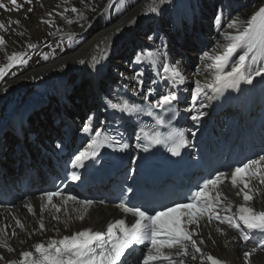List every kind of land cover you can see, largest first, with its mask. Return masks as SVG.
<instances>
[{
  "label": "bare ground",
  "instance_id": "bare-ground-1",
  "mask_svg": "<svg viewBox=\"0 0 264 264\" xmlns=\"http://www.w3.org/2000/svg\"><path fill=\"white\" fill-rule=\"evenodd\" d=\"M63 1L39 0L37 3L36 0H32L30 5H25L22 0H16L17 4L23 8L22 12L12 10L4 12L0 9V22L7 29V31H0V37L5 41V46L0 47V68H9L8 58L12 55H24V58H28L25 52L28 50L27 41L30 39H25L22 33L29 34L32 39H35L34 42L42 39L47 32L50 33L49 31L55 26L53 22L55 12L64 7ZM137 1L127 11H122L109 20H106L108 14L104 13L106 11L101 13L94 23L80 30L83 43L77 49L66 50L62 52L63 54L59 53L47 61L35 60L27 66L18 61L15 62V66H11L10 70L0 79V117L15 114L34 103L41 104L44 100H48V106L34 113L32 116L34 121L29 122L30 127L27 129L28 132L39 131L37 136L39 137L40 134L42 138L38 141H42L44 136L52 137L55 133H59L62 126L71 127L87 113L90 115L93 109L99 106V95L101 92H106L107 83L118 86L126 85L133 93L142 92L144 89L137 83V78L147 65L138 71V76L132 75L137 66L136 59L134 58L131 63H122V60L136 43L121 45L123 42L121 38L128 36V29L136 20L140 16L148 17L145 13L148 6L153 3V0ZM7 6L10 9L12 7ZM152 13L149 11V19ZM28 15L30 18H27ZM10 21H18L19 26L13 24L8 27ZM41 21L47 23H41ZM139 21L143 20L139 19ZM49 24L51 27L48 26ZM190 37L193 39V36ZM139 39L142 41L141 37ZM186 43L189 41H186L183 47L176 46L172 54H167L156 64L157 76L165 75L162 71L164 66L177 68L183 81V83H175L180 92L187 98H198L201 107L205 108L212 101L213 93L208 92L207 88L215 83L216 65L206 59L207 56L203 58L199 55L195 58L194 51L198 49V46L193 44L194 48L190 50ZM114 46H117L116 51ZM220 46L221 48L215 50V53L223 50V44ZM32 52L44 53L43 49L38 51V48ZM242 54H246L244 50ZM228 71L229 69L226 68L225 73ZM256 73H264V63L260 62L256 66L247 63L245 74L255 75ZM259 76L261 75H255V80L262 81L263 78ZM144 77L148 78L149 74L145 73ZM197 84L201 86L203 96H197ZM146 86L147 82L144 87ZM125 91L130 90L125 88ZM72 96H76V99L71 105L69 99ZM68 101L71 106H68ZM41 114L45 115L43 120L40 119ZM56 119H60L59 125L55 123ZM51 120L53 125L57 126L54 131L47 128L45 124H50L52 128ZM7 133H11L12 136L0 138V164L10 182H16L22 175V158L25 153L33 152L32 142L28 139L25 142L20 136H15L11 130L5 134ZM232 191L235 193V190ZM231 197L237 198V195L234 194ZM255 202L264 206V194L258 196ZM27 205L33 206L35 215L28 213V209L25 208ZM42 206V200L34 197L30 200L23 199L14 209L0 211V224L8 231L7 238L0 237V239H4L6 246L13 249V252L9 253L4 248H0V256L4 258L0 264H10L20 257L21 252L31 249L46 239L59 237L68 230L92 228L99 233H104L106 227L109 224H115L118 219V212L113 208L93 205L90 209H85L83 205H74L69 215L60 217L59 220L64 222L59 223L55 218L57 214L52 211L41 213ZM85 212L86 216L83 222H80L78 216ZM16 220L24 225V231L15 227ZM41 221L44 227L43 232L40 231ZM219 230L226 235H219L217 230L210 225L203 229L205 247L228 264H245V255L251 250L236 241L235 236L226 228L221 227ZM13 231L16 233L15 238L11 235ZM200 261L199 257L192 260L191 264H200ZM250 264H264V253L259 252L252 256Z\"/></svg>",
  "mask_w": 264,
  "mask_h": 264
},
{
  "label": "snow or ice",
  "instance_id": "snow-or-ice-1",
  "mask_svg": "<svg viewBox=\"0 0 264 264\" xmlns=\"http://www.w3.org/2000/svg\"><path fill=\"white\" fill-rule=\"evenodd\" d=\"M32 0H22L25 5H30ZM39 3V0H36ZM168 0H161V3H167ZM155 0H153V5ZM11 5V9L7 6ZM7 5L4 0H0V9L4 12L22 11L23 8L17 4L16 0H7ZM68 11V9H66ZM76 12V9H70ZM150 11L155 12L156 8L152 7ZM145 14H148L147 12ZM71 23V21H68ZM41 23H47L41 21ZM13 24L19 26L18 21H10L8 27ZM51 27V24L48 25ZM230 28H236L237 25L232 24ZM0 31H7L3 24H0ZM224 40L227 41L225 54L221 56L206 57L211 60L215 67L216 75L214 77V85L207 88L208 92L216 95L222 89L234 88L239 83L251 84L255 75H264V73H256L255 75H246L245 68L249 62L250 56L259 52L264 55V8H261L248 21L247 27L243 28L239 34L225 35ZM5 46V41L0 37V47ZM243 49L246 54H241L238 60L232 62V57L238 50ZM47 59V57H45ZM24 63V55H12L8 58L9 68H0V79L10 70L11 66H15V62ZM229 69L225 73V69ZM163 73L166 78L172 80L174 83H183L180 72L175 67H163ZM197 96H203L201 86L196 85ZM176 97L168 96L162 98L158 103L160 106L169 105ZM195 102V101H194ZM116 111L124 112L128 115L134 114L137 109L124 104L122 107L117 105H110ZM152 107H156L153 105ZM192 111V109H188ZM151 115L150 112L147 113ZM200 116H193L194 120L201 119ZM158 123H160L158 121ZM88 131V129H85ZM151 143H161L159 138H153ZM108 141L101 142V134L96 133V139L88 145L91 152L81 153L75 157V162L71 164L73 169L82 167L86 160L95 158L100 147H108ZM186 145L180 144L176 148L170 149L173 156L179 155V147ZM122 151L123 149H114ZM264 160L250 163L243 168L235 169L230 178L218 176L213 180L202 185V190L198 191L193 198L191 204L182 205L180 207L170 208L168 211L160 212L156 215H145L142 211H131L123 205H118L120 210L128 216L133 217L129 225H126L123 220L109 224L104 233H93L91 231H82L73 234L71 237H65L59 241L50 240L47 246L44 244H37L34 246L35 256L31 252L22 253L19 260L14 264H120L121 259L126 252L133 250L134 246L149 245L150 250L146 257L142 260V264H183V258H188L191 254V259L195 260L196 255L203 256L201 249L197 244L203 245L204 241L193 240V237L198 236L199 232L196 230H189L192 228L199 229L201 222L206 221L208 225L216 224L226 225L234 232L240 234V239L244 244L249 241V236L242 232V228L247 230V233H261L264 234V211L258 212L253 207V201L256 197L264 194L261 190L264 189ZM71 182L75 183L79 180V176L73 173L70 176ZM227 184L228 188L235 190V194L243 201L242 206L238 207L235 214H232L233 206L228 202L227 196L221 190L222 185ZM254 184H258L257 188ZM46 203L40 209L41 213L47 212L51 208L55 214L63 211L64 215H69L67 205L69 202L79 204V201L73 197H62L59 192L48 195L43 198ZM54 200L61 201L64 208L57 206ZM85 209H90L93 205L84 204ZM28 213L35 215L33 208L28 206ZM224 213V215H221ZM86 216L81 213L78 216L80 222H83ZM57 222L63 223L59 220V216H55ZM13 219H15L13 217ZM15 227L24 231V225L19 221H15ZM40 231H44L43 222L41 221ZM219 235L223 236L226 233L217 228ZM12 237L15 238V231L12 232ZM8 231L6 228H0V237L7 238ZM211 239V237H209ZM0 248H4L7 252H13L11 247H7L4 239H0ZM191 249V253H190ZM264 250V246L257 248L255 251L248 252L245 255V264H250L252 256ZM175 252L176 255L172 253ZM0 256V261H3ZM222 264V262L207 256L202 259L200 264Z\"/></svg>",
  "mask_w": 264,
  "mask_h": 264
},
{
  "label": "rangeland",
  "instance_id": "rangeland-1",
  "mask_svg": "<svg viewBox=\"0 0 264 264\" xmlns=\"http://www.w3.org/2000/svg\"><path fill=\"white\" fill-rule=\"evenodd\" d=\"M138 2L137 0H64V7L61 10L55 12L53 22L55 24L54 28L43 35V38L37 42H34V38L30 37L29 34L22 33L25 39H30L27 41L28 50L25 54L28 55V58H25V62L21 63L22 65H29L31 62L38 60L44 61L49 57L54 56L59 51H66L70 49V46H78L80 41V30L84 27H88L90 23H94L98 17L101 16V13L108 12L109 8H115V11L120 13L123 9L127 10L130 6H133ZM246 9H238L233 11L229 9L227 4L223 0H168L167 3H161V0H155V4H150L147 9L148 17L149 11L152 7L156 8V11L152 13V17L149 19L146 16H140L139 19L143 21L136 20V22L128 29V36L126 38H121L123 44H129L130 42L136 43L131 50L137 52L133 57L122 60V63H131L135 58L137 66L139 62H143L145 66L152 67L156 70V64L167 56V54H172L176 46L183 47L186 43L189 45V49H193V44L198 46V49L194 51L196 54L194 57L199 55L203 58L207 57H217L225 54L227 47V41L224 40L225 35H236L242 31L243 28L247 27L248 21L250 18L256 14L261 8H264V5H248ZM76 9V12L70 11V9ZM68 9V11H66ZM22 12V11H21ZM20 12V13H21ZM113 11L111 10L107 16L106 20L114 18L112 16ZM105 14V15H106ZM23 15V13H21ZM157 15V16H156ZM159 15V20H158ZM189 17H192L194 21L189 22L188 24H178L176 21H185ZM30 18V15L27 16ZM27 20V19H24ZM68 21H71L69 23ZM1 24V22H0ZM235 24L236 28H230L229 26ZM10 32V31H9ZM52 32V33H51ZM165 32V34H164ZM204 34L208 37V44H200L203 38L199 39L201 34ZM208 33V34H207ZM11 34V32H10ZM44 34V33H43ZM51 34V35H49ZM155 34V35H154ZM153 35V37H152ZM188 36V39L186 37ZM193 36V39L190 37ZM139 37L142 38L140 41ZM144 39L148 42L157 43L163 42L168 44V42H174L175 45H171V48L168 47L166 51L161 50L157 51L156 49H147V46L143 44ZM83 41V39H82ZM74 42V43H73ZM32 43V44H29ZM78 43V45H76ZM83 43V42H82ZM178 43V44H177ZM181 43V44H179ZM200 44V45H198ZM223 44V50L219 52H214L215 50L221 48ZM120 45V46H121ZM206 45V46H205ZM26 46V44H25ZM81 46V45H80ZM79 46V47H80ZM119 46V47H120ZM24 47V46H23ZM22 47V48H23ZM158 47V45H157ZM38 48L43 49L44 53L31 52L32 50ZM78 48V47H77ZM74 48V49H77ZM207 48V50H206ZM71 49V50H74ZM70 51V50H69ZM206 52V55L205 54ZM243 53V50H242ZM241 53V54H242ZM63 53H60V55ZM112 54H114L112 52ZM239 54L235 61L238 60ZM253 56V55H252ZM250 56V60H252ZM257 61H262L264 55H261L259 52L254 55ZM255 62V63H256ZM212 63V61H211ZM137 66L135 69H137ZM144 67V66H143ZM132 72L134 76H138V71ZM157 75V72H155ZM76 96H72L69 101L74 103ZM48 101V100H44ZM43 101V102H44ZM42 102V103H43ZM49 102V101H48ZM52 104V103H50ZM49 104V105H50ZM68 104V106H71ZM86 111V110H85ZM85 113V112H84ZM45 118L44 114H41L40 119ZM31 121H34V117H31ZM52 128L50 124H47L51 131L57 129V126L53 125L51 120ZM60 128V126H59ZM39 132V131H38ZM47 132V130H46ZM47 134V133H46ZM12 136L11 133L5 134L3 137ZM46 137V136H44ZM42 138V137H41ZM40 134L38 140L41 139ZM9 145V143H7Z\"/></svg>",
  "mask_w": 264,
  "mask_h": 264
},
{
  "label": "trees",
  "instance_id": "trees-1",
  "mask_svg": "<svg viewBox=\"0 0 264 264\" xmlns=\"http://www.w3.org/2000/svg\"><path fill=\"white\" fill-rule=\"evenodd\" d=\"M236 1H242V0H236ZM246 1V3H250L253 5H263L264 4V0H244Z\"/></svg>",
  "mask_w": 264,
  "mask_h": 264
}]
</instances>
